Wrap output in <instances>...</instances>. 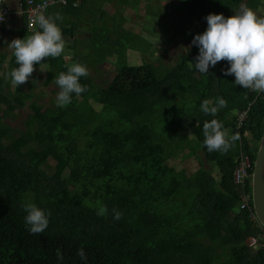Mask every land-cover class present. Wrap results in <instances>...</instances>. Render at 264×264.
I'll return each mask as SVG.
<instances>
[{
  "label": "trees",
  "instance_id": "trees-1",
  "mask_svg": "<svg viewBox=\"0 0 264 264\" xmlns=\"http://www.w3.org/2000/svg\"><path fill=\"white\" fill-rule=\"evenodd\" d=\"M89 1L75 9L55 4L44 15L62 17L58 25L71 48L77 25L69 23ZM8 23L19 24V39L40 30L38 24L29 30L26 21ZM111 31L114 36L103 35L100 44L92 41L101 60L112 61L115 54L125 59L119 53L126 42L132 51L142 50L124 30ZM198 54L179 56L171 67L122 64L105 85L87 71L79 80L86 90L61 108L54 97L46 107L38 103V89L52 85L57 95L55 79L77 56L44 57L27 81L13 86L15 57L0 53V264H82L78 249L87 264H264V228L255 220L251 183L245 184L251 211L241 210L244 187L234 178L241 151L254 164L247 137H262L264 99L225 75V59L205 74L196 71ZM217 97L226 106L215 117L200 111L202 101L215 105ZM249 105L239 129L238 115ZM32 113L23 129L12 125ZM214 118L238 137L226 152L203 145V123ZM180 153H200V167L189 174L175 163ZM27 203L50 213L42 233L28 232ZM101 206L106 212L97 215ZM252 238L260 240L259 248L250 247Z\"/></svg>",
  "mask_w": 264,
  "mask_h": 264
},
{
  "label": "clouds",
  "instance_id": "clouds-1",
  "mask_svg": "<svg viewBox=\"0 0 264 264\" xmlns=\"http://www.w3.org/2000/svg\"><path fill=\"white\" fill-rule=\"evenodd\" d=\"M62 17L57 14L37 17L39 31L24 39H13L7 46L15 57L16 67L9 73L10 83L13 86L23 84L34 71V64H39L44 57L59 56L65 44L62 32L58 25ZM206 29L196 34L192 44L198 47L199 54L194 63L196 71L205 74L210 66L225 59L230 67L224 70L225 75H234V83L245 89L264 92V18L243 6L231 17L223 14L210 13L205 17ZM41 66V65H40ZM87 75V69L80 63H74L66 72H60L55 79L59 88L56 96V105L64 107L71 102L72 94L80 95L86 90L79 82ZM226 106V101L217 97L215 105L209 100L200 104V111L206 115L216 116L218 109ZM203 145L209 152L229 150L231 143L238 137L229 136L226 129L217 119L203 123ZM254 148V145H253ZM26 213L25 224L30 234L42 233L49 223L50 213L34 203L24 205ZM106 208L101 206L97 215H103ZM114 219H119L121 213L113 210ZM82 264H87V257L83 249L77 250ZM59 261L62 254L57 251Z\"/></svg>",
  "mask_w": 264,
  "mask_h": 264
},
{
  "label": "rangeland",
  "instance_id": "rangeland-1",
  "mask_svg": "<svg viewBox=\"0 0 264 264\" xmlns=\"http://www.w3.org/2000/svg\"><path fill=\"white\" fill-rule=\"evenodd\" d=\"M120 2L126 3V6L116 7V3ZM189 2L190 0L184 2L186 4H176L172 0H167V2H161L160 0H90L82 9L80 16L69 23L73 26L77 25L76 44L72 45L73 48L69 46V43L67 46L64 45L61 54L66 57L67 61L77 56V63L87 66L86 69L89 75L101 85H105L107 81L113 79L116 75L115 70L122 64L140 66L145 61L154 62L157 66L161 63L171 67L176 62L179 63L181 60L179 56L186 57L193 50H198V47L191 42L193 37L202 33L204 29L203 24H199L202 20L192 18L194 16L189 13V9H186L191 6ZM194 3H196V0H194ZM104 10L108 14L106 17H102L104 16ZM182 10L187 15L183 16ZM186 18H189V25H181L180 30H178V22L185 21ZM162 22L166 23L163 24ZM167 23L168 25H166ZM114 24H122V26ZM168 26L172 29V34L168 29L166 30ZM115 29L116 33L124 30L133 40L131 42L139 44L138 46L142 50L132 51L128 42H126L125 50L119 53L126 54L125 59H120L115 54L112 61H109L111 58L105 61L101 60L100 55L96 53L98 50H96L94 42L100 44L103 35L106 37L114 36L111 30L114 31ZM99 48L97 47V49ZM99 62L105 63L100 65ZM44 69L45 67H41L38 71ZM40 76L42 80L40 84H42L45 76L44 72L40 73ZM53 90H55V87L52 85L43 88L39 86L37 102L44 104L45 107L50 105L52 98L55 99L57 96ZM96 108H99V106H96ZM32 116L34 117L35 113H32L28 118L26 117L25 120H27L23 124H21L20 119L12 125L15 128L23 129ZM9 120L13 121L12 118ZM189 139H192V137L190 136ZM253 145L258 147L259 142L253 141ZM200 155V153H197L196 156L189 155V153H180L175 163L191 174L200 167L197 159L202 156ZM201 161L206 168H210L204 158Z\"/></svg>",
  "mask_w": 264,
  "mask_h": 264
},
{
  "label": "built area",
  "instance_id": "built-area-1",
  "mask_svg": "<svg viewBox=\"0 0 264 264\" xmlns=\"http://www.w3.org/2000/svg\"><path fill=\"white\" fill-rule=\"evenodd\" d=\"M8 2V1H7ZM6 0H0V30H3L4 26L8 23L9 19H14L15 21H26L27 28L29 30H34L38 24L37 17L39 15H45L48 9L55 5L59 4L61 7L65 8H78L81 0H41V1H35V0H26L25 3H22L20 1L16 2L14 6L10 5L9 2L7 3ZM256 94V99L261 98L264 99V92H257L253 91ZM251 105H249L248 109L244 112L240 113L238 115L239 120V126H242L243 122L245 121V118L248 114V111L250 109ZM252 172H253V164L251 161V157L249 154L241 151L240 156L238 158V167L234 173L235 182L237 184L243 185V196H242V205L240 207L241 210H250L251 206H249V197L247 194V189L245 185L247 181L252 180ZM254 210V209H253ZM255 214V213H254ZM255 217V216H254ZM258 224L259 221L256 219ZM261 225V224H260ZM262 226V225H261ZM261 240L264 242V233L261 236ZM260 246V240L258 238H252L250 242V247L252 248H259Z\"/></svg>",
  "mask_w": 264,
  "mask_h": 264
},
{
  "label": "crops",
  "instance_id": "crops-1",
  "mask_svg": "<svg viewBox=\"0 0 264 264\" xmlns=\"http://www.w3.org/2000/svg\"><path fill=\"white\" fill-rule=\"evenodd\" d=\"M9 2L10 5L14 6L16 4V0H6V2ZM161 2H167V0H160ZM176 4H181L184 2H187L189 0H172ZM7 2V3H8ZM190 5L186 9H189V13L192 14L194 17L199 21L202 20L201 23L203 24V30L202 32L206 29L207 27V22L205 20V17L210 14H223L225 17H231L232 15L235 14V11H238L241 6L253 10L258 17L264 18V0H209L208 3L205 5L199 4L195 5L194 0H190ZM186 4V3H184ZM120 6H126V3H116V7ZM195 7V9H194ZM176 16V14H174ZM182 15L185 16L187 13H183L182 10ZM189 22V18H186L185 21L178 22L177 25H181L184 23ZM165 24L166 22H162ZM9 24V23H8ZM7 24V25H8ZM168 25V23L166 24ZM6 26V25H5ZM3 28V30H0V53L1 52H7L10 53L12 50L8 48L7 44L13 40V39H19L20 38V32L18 31L19 29V24H10L9 26H6ZM68 45V44H67Z\"/></svg>",
  "mask_w": 264,
  "mask_h": 264
},
{
  "label": "water",
  "instance_id": "water-1",
  "mask_svg": "<svg viewBox=\"0 0 264 264\" xmlns=\"http://www.w3.org/2000/svg\"><path fill=\"white\" fill-rule=\"evenodd\" d=\"M247 141L249 146L253 148L254 136H248ZM253 149L256 155L251 180V199L255 216L264 228V132L259 141V146Z\"/></svg>",
  "mask_w": 264,
  "mask_h": 264
}]
</instances>
